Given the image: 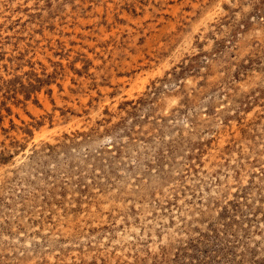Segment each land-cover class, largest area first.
Listing matches in <instances>:
<instances>
[{
    "label": "rangeland",
    "instance_id": "rangeland-1",
    "mask_svg": "<svg viewBox=\"0 0 264 264\" xmlns=\"http://www.w3.org/2000/svg\"><path fill=\"white\" fill-rule=\"evenodd\" d=\"M0 264H264V0H0Z\"/></svg>",
    "mask_w": 264,
    "mask_h": 264
}]
</instances>
